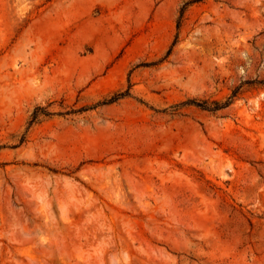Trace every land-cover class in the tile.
Masks as SVG:
<instances>
[{"label": "rangeland", "instance_id": "1", "mask_svg": "<svg viewBox=\"0 0 264 264\" xmlns=\"http://www.w3.org/2000/svg\"><path fill=\"white\" fill-rule=\"evenodd\" d=\"M0 264H264V0H0Z\"/></svg>", "mask_w": 264, "mask_h": 264}, {"label": "trees", "instance_id": "2", "mask_svg": "<svg viewBox=\"0 0 264 264\" xmlns=\"http://www.w3.org/2000/svg\"><path fill=\"white\" fill-rule=\"evenodd\" d=\"M187 3H185L184 5H186ZM184 7V6H183ZM183 7L181 8V12L183 11ZM129 95V92L126 91V92H122V93H119L118 95L112 97L111 99H109L108 102H112L120 97H124V96H128ZM234 96V94H233ZM231 100H232V97L230 96L225 102L223 103H220L218 101H211V102H207V101H196V100H187L185 102H183L182 104H193L195 106H198L199 108L201 109H204V110H209V111H216L218 109H221V108H224L226 106H228L230 103H231ZM41 110L40 112L42 114H47V111H45V109H40ZM38 114L37 110H35L34 114H33V118L36 117V115Z\"/></svg>", "mask_w": 264, "mask_h": 264}, {"label": "bare ground", "instance_id": "3", "mask_svg": "<svg viewBox=\"0 0 264 264\" xmlns=\"http://www.w3.org/2000/svg\"><path fill=\"white\" fill-rule=\"evenodd\" d=\"M92 140H94V139H92ZM96 141V140H95Z\"/></svg>", "mask_w": 264, "mask_h": 264}]
</instances>
